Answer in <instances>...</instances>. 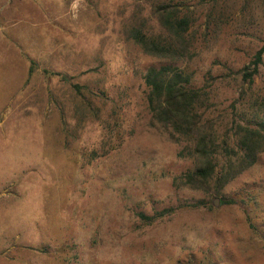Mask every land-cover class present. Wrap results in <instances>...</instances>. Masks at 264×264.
Segmentation results:
<instances>
[{
    "label": "rangeland",
    "instance_id": "374dc122",
    "mask_svg": "<svg viewBox=\"0 0 264 264\" xmlns=\"http://www.w3.org/2000/svg\"><path fill=\"white\" fill-rule=\"evenodd\" d=\"M263 40L264 0H0V264H264V153L190 183L144 82L191 73L220 139L264 83V63L236 75Z\"/></svg>",
    "mask_w": 264,
    "mask_h": 264
},
{
    "label": "trees",
    "instance_id": "16d2710c",
    "mask_svg": "<svg viewBox=\"0 0 264 264\" xmlns=\"http://www.w3.org/2000/svg\"><path fill=\"white\" fill-rule=\"evenodd\" d=\"M160 20L175 35L183 33L189 26L186 16L174 18L168 12L160 16ZM134 37L138 42V33ZM158 43L152 42L153 50L172 49L171 46ZM142 45L146 47L143 42ZM263 63L264 40L249 63L236 71L241 86L253 83ZM144 82L151 122L162 127L172 140L187 143L181 152L197 162L194 170L185 174L190 183L205 182L214 177L222 187L253 165L258 156L264 153V83L258 92L251 94L242 104V113L248 110L249 116L239 115L240 120L233 121L229 130L219 139L216 121L208 117L213 106L210 91L203 86H193L191 73L176 66L161 65L149 68ZM229 131L232 136L228 135ZM232 138L233 145L229 143ZM220 154L224 161L219 171H216V155Z\"/></svg>",
    "mask_w": 264,
    "mask_h": 264
}]
</instances>
